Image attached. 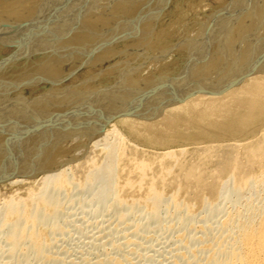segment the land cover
<instances>
[{
    "label": "bare ground",
    "instance_id": "1",
    "mask_svg": "<svg viewBox=\"0 0 264 264\" xmlns=\"http://www.w3.org/2000/svg\"><path fill=\"white\" fill-rule=\"evenodd\" d=\"M212 5L0 0V178L8 174L16 183L41 173L29 201L12 196L0 206V233L7 239L0 243V264L67 263L54 251L65 232L56 188L61 183L62 189L83 183L108 210H119L110 220L126 229V245L140 249L141 233L159 222L163 211L186 210L182 220L188 221L197 207H208L200 236L186 245L187 264H264V128L245 143L203 147L243 149L219 169L181 159L187 153L183 147L156 153L151 169L133 162L131 179L124 181L118 176L124 150L138 148L116 123L103 129L116 109L131 130L141 131L144 124L149 136L162 129L171 141L192 131L212 137L255 133L264 119V0ZM128 112L141 113L143 123ZM152 118L158 121H145ZM91 135L96 136L89 142ZM88 142L78 161V148ZM68 156L77 162H64ZM172 162L181 177L167 200L155 185L177 178L175 169H168ZM152 169L163 172L155 178ZM75 176L82 180L74 182ZM187 188L196 190L188 196L194 203L183 196ZM206 193L218 194L220 201L214 206ZM225 201L233 207L225 210ZM222 211L214 229L208 220ZM147 215L149 221L142 222ZM108 226L87 234L93 249L81 254L86 263L130 261L114 253L117 241Z\"/></svg>",
    "mask_w": 264,
    "mask_h": 264
},
{
    "label": "rangeland",
    "instance_id": "2",
    "mask_svg": "<svg viewBox=\"0 0 264 264\" xmlns=\"http://www.w3.org/2000/svg\"><path fill=\"white\" fill-rule=\"evenodd\" d=\"M214 1V2H213ZM218 1V2H217ZM222 2V0H205L206 3L208 4H213L215 6L218 5V3ZM226 1V0H224ZM228 1V0H227ZM230 1V0H229ZM211 2V3H210ZM216 3V4H215ZM212 5V7H214ZM209 10V9H208ZM192 13V12H191ZM190 13L191 16L192 14ZM188 18V19H187ZM191 20L190 17H186V20L189 21ZM229 18L226 19V21ZM225 23H223V27ZM222 29V27H221ZM5 49V50H4ZM2 53L6 55L9 53L10 48L5 47L2 49ZM219 62V59L217 60ZM213 62L212 65L218 63V62ZM107 63V64H105ZM104 65L107 66L109 64L108 61H105ZM211 65V66H212ZM217 65V64H216ZM215 65V66H216ZM215 66H212L213 68ZM210 67V68H212ZM202 81H200L201 83ZM196 85V84H195ZM193 90L189 91V94L194 90V84H192ZM191 86V87H192ZM28 89V88H27ZM26 89V90H27ZM191 89V88H190ZM29 91V89L27 90ZM187 93V92H186ZM28 95V93L26 94ZM186 95V94H185ZM184 95V96H185ZM188 95V94H187ZM144 100V99H143ZM116 110V109H115ZM115 110L111 111L109 113V116L111 117V120H107L106 122L103 123V129L110 128L112 123H116L120 128L123 130V132L127 135V137L136 144L137 149H127L125 148L126 155L120 160V174L118 173L119 179L124 181L127 178L131 179V165L133 162L137 161H143L145 162L149 167L152 165L155 167V160H156V153L165 151V150H173V149H180V148H187V153H185L186 156H181L183 160H186L188 162L192 163H197L199 167H205L208 166L210 169H216V168H221L224 165V162L228 158L234 157L236 155L235 153L239 152V154H242L243 149H238L237 150H231L222 146H225L228 143L232 142H241L245 143L244 141H250L255 138V136L259 135V130L261 132V128H264V119L263 122L261 121L259 124L261 125H256L255 133L248 130L243 131L239 133H235L233 135H225V136H202L203 134L198 133L196 131H192L190 133L186 131H190L191 129H186L184 132L186 135L183 138L175 139L173 138L172 141L171 139L169 140L168 137H164L165 135H162L163 133L161 130H158L155 132V135L152 134L153 136H149L148 132L146 131L144 127V124L140 125L142 130H131L129 127H127V124H124L122 122L123 116L122 113L119 115L114 114L117 113ZM156 111V110H155ZM158 111V110H157ZM156 111V112H157ZM137 112V111H135ZM134 112V113H135ZM129 113V115H128ZM127 117H131L133 119H139V120H144L141 117V113H136L133 115V113L128 112ZM155 114V112H154ZM126 115V114H125ZM140 115V116H139ZM158 119V116L156 117ZM155 119H145V121H158ZM107 119V117H105ZM160 119V115H159ZM136 120V121H137ZM137 121L139 124L142 122ZM143 123V122H142ZM263 123V124H262ZM260 126V128H259ZM254 128V127H253ZM96 129V128H95ZM93 129V131L95 130ZM194 132V133H193ZM148 133V134H147ZM157 134V135H156ZM190 134V135H189ZM198 134V135H196ZM162 137L164 138H161ZM192 135V137H191ZM96 135H91L89 138V142L93 141L94 137ZM157 136V137H156ZM159 136V137H158ZM187 136H190L189 138ZM150 137V138H149ZM156 137V138H155ZM215 137V138H214ZM218 137V138H217ZM221 137V138H220ZM151 138H155L156 141H154ZM157 139H165V141H159ZM75 141V140H74ZM63 142V141H62ZM61 142V143H62ZM88 142V143H89ZM222 144V146L216 148L215 150L210 151H205L203 147L208 146V145H213V144ZM220 144V145H221ZM225 144V145H223ZM71 144H68V147H70ZM90 143L84 146V149H82V146H80L78 149L82 150L79 151L78 153L80 156H77L79 159L84 158ZM88 146V147H87ZM67 147V148H68ZM222 147V148H221ZM137 150V151H136ZM189 150V151H188ZM195 151V152H194ZM82 153H84L83 157L81 156ZM156 157H155V156ZM72 157H66L65 159L69 158L70 163H74L77 158ZM71 158V159H70ZM186 158V159H185ZM204 159L207 160V163L203 164L202 162ZM68 160V159H67ZM65 161L64 162H69ZM73 160V161H72ZM75 160V161H74ZM202 162H201V161ZM72 161V162H71ZM157 161V160H156ZM195 161V162H194ZM199 161V162H198ZM77 162V161H76ZM100 162V161H99ZM209 162V163H208ZM63 163V162H62ZM165 163V167H166ZM170 165V166H169ZM173 162L172 164H168V169H175L176 171V176L177 178H172L170 182H167L165 184H156L158 189H163L164 196L168 200L171 197L172 192L175 190V185L179 182L180 180V166H176V168H173ZM123 167H125L124 171L122 170ZM179 169V170H178ZM163 172L162 169H152L150 171L151 173L155 174V178L159 176ZM8 175V174H7ZM5 176L3 178H0V206L3 203L5 199H8L12 196H16L18 200H23V201H29L30 195L32 194L30 192V188H32L34 185H36V180L41 173L36 174L34 176L28 175V176H23L20 178H23L22 181L12 183L11 180L14 178H11V176ZM39 175V176H38ZM130 175V176H129ZM8 178V179H6ZM82 177L80 176H75L74 177V182H79L81 181ZM124 178V179H123ZM28 179V180H26ZM134 179V178H132ZM5 180V181H4ZM10 180V181H9ZM4 181V182H3ZM11 182V183H10ZM62 184V183H61ZM57 185L56 188H58V192L60 194V197L62 198L61 200L63 201V209L60 211L61 216V222L64 225L65 232L63 234L62 240L59 242L62 245L61 247H56L54 249L55 253L67 260L66 264H88L86 261H84L80 256L83 252H89V250L92 248V243L89 242V238L87 237V234L91 231H94L96 229L102 228V227H107V223L111 226L110 229L108 230L111 232L110 235H113V237L116 239V244L117 246L114 249V253L119 255V257H129L130 261L127 262V264H187L188 262L186 261L189 255V251L187 250V244L191 241H193L198 235L200 236L201 230L203 227V224H205V216L208 212L207 209H211L208 207H197V209L194 212V218L189 219L188 221H183L182 220V215L185 214L187 211L186 210H181L180 213L177 211L173 210L172 208L170 210L163 211L162 213V218L161 222H154V226L152 228L146 229L143 231L140 235V237L143 234V239L141 237V241L144 242L143 245H139L138 248H134L137 245H126V242H124V238H122L123 233L126 231V229L123 228V226H118V224L115 222H112L111 220L115 218V216H118L119 210H108L106 206H104V201L99 198H93L91 191L89 190L87 185H84L83 183L78 185L77 187H68L66 189H62L61 186L64 185ZM100 188V185L98 186ZM191 188L185 189V193L183 196L187 198L188 203H194L195 201L188 197L189 195L195 194L196 190L191 189ZM97 190V189H96ZM205 196H208L210 202L214 203V206L216 203L220 201L218 194H205ZM108 198H110L108 196ZM17 200V201H18ZM232 203V202H231ZM229 201L224 202V207L226 209H230L233 207V204H231ZM226 205V206H225ZM213 206V205H212ZM213 206V207H214ZM192 213V211H191ZM138 214V213H137ZM223 211L217 216L211 217L208 220V224H210L214 229L215 226L218 223L219 218L222 216ZM181 216V217H180ZM150 215H147L146 217L141 218L142 222H147L149 221ZM112 218V219H111ZM111 219V220H110ZM110 220V221H108ZM135 220H139L138 218H135ZM133 221V222H134ZM112 225H111V223ZM101 225V226H99ZM107 225V226H106ZM96 227V228H95ZM107 230V229H105ZM90 232V233H91ZM95 232V231H94ZM146 236V237H145ZM50 237V236H49ZM0 243L2 245H6L7 239L5 234L0 233ZM125 243V244H124ZM190 244V243H189ZM195 245V244H194ZM197 245V244H196ZM195 245V247H196ZM200 244L197 245V249L199 248ZM89 248V250L87 249ZM134 249L135 252L131 249ZM191 248H194L192 246ZM190 248V249H191ZM195 248V249H196ZM93 249V248H92ZM138 249V250H137ZM196 249V250H197ZM132 251V252H131ZM187 251V252H186ZM194 251V250H193ZM187 255V256H186ZM84 262H83V261ZM61 264V263H59Z\"/></svg>",
    "mask_w": 264,
    "mask_h": 264
}]
</instances>
